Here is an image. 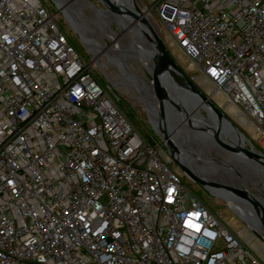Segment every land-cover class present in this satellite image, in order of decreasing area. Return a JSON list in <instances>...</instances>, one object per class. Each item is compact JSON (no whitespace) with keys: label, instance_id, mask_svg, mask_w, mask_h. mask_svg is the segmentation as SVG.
I'll use <instances>...</instances> for the list:
<instances>
[{"label":"built area","instance_id":"1","mask_svg":"<svg viewBox=\"0 0 264 264\" xmlns=\"http://www.w3.org/2000/svg\"><path fill=\"white\" fill-rule=\"evenodd\" d=\"M139 1L264 138V0ZM118 101L43 2L0 0V264H262Z\"/></svg>","mask_w":264,"mask_h":264},{"label":"bare ground","instance_id":"2","mask_svg":"<svg viewBox=\"0 0 264 264\" xmlns=\"http://www.w3.org/2000/svg\"><path fill=\"white\" fill-rule=\"evenodd\" d=\"M54 1L58 5V7L61 8L62 6H64L63 4H65L66 2L68 3V1H71V0H54ZM113 1H114V4H115V2H118V5L121 8H129V9H132L133 11L136 10V8L134 6V0H113ZM92 5H94V4H92L90 2L88 3L86 0H75V2L71 4V6L67 7L65 10H63L65 15L67 16V19L72 24L73 28L82 37L84 44L87 47H89L91 53L93 55H99L102 51H105V54H106L105 58L106 59H108V58L113 59L114 58L113 56H115V55H112V54L107 52L108 47L106 46V44L104 42V39H108V40L112 41V47L115 48L120 54H122L123 56L126 55V56L137 57L141 61V63H143L145 65L146 69H148V71L151 72V74H152L153 67H154V64H155L157 58L150 60L146 55L145 51L148 50V44H150L149 35L144 32L143 35L140 37L138 35L137 30H136L138 27L136 22H134V23L129 22V20H126V19L122 18L121 16L114 14L110 10H106V12L112 13L116 16V18L118 20L120 31L122 33H124L126 31L125 35L122 38L119 37L118 33L115 32L113 30V28L110 26V23L108 24L105 21L100 19V16L98 14V10H101V9L98 8L96 5H95L96 7H94ZM80 8H84V10L89 11L93 16H91V17L86 16L80 10ZM102 11L105 12V10H102ZM77 15H80V17L82 16L81 18H82L83 24L76 21L77 20L76 17H79ZM97 17H98V19H97L98 21L99 20H100V22L102 21L101 25L98 24L97 20L94 21V22H96L95 25L92 24L93 21L91 22V19L97 18ZM73 19H75V20H73ZM104 24L106 25L105 26L106 32L103 34L101 32V30L103 29ZM92 25L97 27V29H94V27ZM94 34L96 36H99L100 39L99 40H97V39L93 40V38L95 37ZM144 43H146V45ZM114 60H116V61L113 62V64L109 62V65L110 66L113 65L117 69L116 70V72H117V80L116 81L119 82L120 84L124 85V86L126 85L127 87L125 89L127 90V92L130 93V96L133 97L137 102H139L144 108L147 109L152 124L154 126L158 127V129L160 130L159 134L165 142L166 138H165V134L163 132L161 118H160L159 113L156 112V109H155V107H156L155 92L150 91L149 89H147L142 84V82H145L148 86L153 88L151 82H146V81L136 77V75H133L132 72L130 71V69L126 66V64H125L126 61H124V59H120L119 57H116L111 61H114ZM171 76H172L173 81H176L178 83V85L184 89L183 91H181L178 94L181 97V95H183V93H185L186 84L184 83L183 80L178 78L177 75H175L174 73H171ZM150 77H151V75H149V78ZM203 87L205 88V90L209 94L212 93V88L210 86L204 85ZM164 91H165V93H169L167 88H164ZM169 94L172 96L176 95V93L173 90ZM214 98L217 100L218 104L224 103L223 99L221 98L220 95H215ZM177 103L179 104L180 102H177ZM194 105H196V106H194ZM228 106H229V112H232L234 114L235 113L239 114L238 111L233 106H231V105H228ZM199 108L203 109L204 113L206 114V118L209 119L212 126L208 123V121H206L203 118L201 113H199V110H198ZM186 111L189 112V119H192L194 121V123L197 124L198 127H200V129L202 131L205 132L207 137L199 136L198 133L196 131H194L193 126H191L189 123H187L188 117L185 116L186 114L184 113V111H181V113L175 111L176 115H174V116L171 115L169 117V120L167 121V123H168L167 126L169 127V131H170V133L168 134V138L172 139L173 143L179 147L178 150L176 151V153L174 154L175 158L179 161H182L183 165H185L186 167H188L189 169L194 171L197 175L199 173H202V171L206 170L205 172H207V175L204 174L205 172H203V174L205 175L204 179H206L208 181H212V182L216 181L219 178L218 177L216 179L213 177V176H216L218 173L216 171V167L221 169L222 167H226L227 165H234L233 167H235V168L230 169V170H228V168H227V170L231 171V172H236V171L238 172V169H239V171L242 172V174L245 173L247 175L249 181L251 182L252 187L256 191L259 200L264 204V170L261 168L255 167V164H253V163H250L251 165H254V166H251V168H253V169L249 168L250 166L246 167L240 163H237L232 156H228L224 152L220 151L219 150L220 148L217 145L213 146L214 143L212 145L213 138H212V136H210V134H211L210 133V127H215L217 121H216L214 115L212 114V112L209 110V108H207L203 104H198V102H195V104H193L192 106H188ZM239 120H240L241 124H243V126H245V125L250 126L244 117L240 116ZM249 130H250V132H252L250 127H249ZM186 133L193 135V138L199 139L203 145L207 146V148L212 147L215 151L219 152V154L222 156L223 160L219 161L217 158L214 159V157L212 158V156L208 155L206 163L205 162H200V163L194 162V164L188 163L187 162L188 159L185 157H187L189 155H187L188 152L184 148V145H186V148L188 147V143H186L187 142ZM193 142L194 141H192V143ZM203 145H201V146H203ZM194 146H196V145H194ZM190 147H191V145H190ZM205 149H206V147H205ZM210 152H212V151H210ZM211 161H216V163H215L216 165L211 164ZM215 173H216V175H215ZM223 175H224V173H223ZM226 176H228V175L226 174ZM212 194L217 196V197L227 198V196L225 194H222V192H213ZM230 204L232 205V207L237 211V213L240 216H242L246 219L247 225L253 231H255V232L258 231V233L264 237V229L259 225L257 212H254L249 208L246 209L245 207L238 205L236 203L230 202ZM249 222L252 223L253 227H251L249 225ZM245 231L246 230H244L242 232V235L246 238L247 241L251 240L252 235L248 234V232L247 231L245 232ZM252 247L255 250H257L260 254H261V252L264 251L263 246H261L259 243H256V242L252 244Z\"/></svg>","mask_w":264,"mask_h":264},{"label":"rangeland","instance_id":"3","mask_svg":"<svg viewBox=\"0 0 264 264\" xmlns=\"http://www.w3.org/2000/svg\"><path fill=\"white\" fill-rule=\"evenodd\" d=\"M40 1L43 2V4L45 6H47V8L55 15L56 21H57L61 31L65 34V36L69 39L70 43L74 46L77 53L83 59V62L88 66L91 65L92 71L96 74L98 80L102 83V85L107 89L112 88L115 91V93L119 97V101L117 104H118L120 111L125 115V117L133 125V127L138 131V133L141 135L142 139L147 144L152 146L154 149L157 150L158 148H160L161 151L170 159V162L168 163L169 169H171L172 171H174L175 173H177L180 176L183 184L185 186H187L191 191H193L196 194V196L203 202V204L209 209V211L221 221L222 224L227 225V223L230 220H233L232 225L235 227L236 231H241L243 228L247 227L249 229V231L247 230V232H248V234L251 235L252 232L250 231L251 230L250 227L246 223H244L234 213V211L232 209H230L221 199L214 197L209 191H207L206 189H204L200 185L191 182L184 175L183 170L168 155L167 147L165 146L164 141L159 134L160 130L158 129V127L152 125V122H151V119L149 117L147 109L144 108L139 102H137L133 97L130 96V93L127 92V90L125 89L127 87L126 85L124 86V85H122L116 81L117 80V72H116L117 69L113 65L110 66L109 62L113 64V62H115L116 60H114V61H111V60H113L116 57H119L120 59H124V61H126V63H125L126 66L130 69V71L132 72L133 75H136V77H138L139 79H142L146 82H150L149 75H151V72H149L148 69H146L145 65L143 63H141V61L137 57L126 56V55L123 56L122 54H120L115 48L112 47V41H110L108 39H104V42H105L106 46L108 47L107 52L112 54V55H115V56H113L114 58L111 59V58L107 57L108 59H106L105 58V56H106L105 51H102L99 55H93L91 53L89 47H87L81 41V37L77 33H75V31L69 25V23L67 21V16L63 12V10H65L67 7L71 6V4L75 2V0L68 1V3L66 2L65 4H63L64 6H62L61 8H58V6L54 0H40ZM86 1L88 3H89V1L91 3H93L94 5H92V6H94V7L97 6L98 8L105 10V8L101 5V3H99L96 0H86ZM134 3L138 7H141V2L139 0H134ZM144 4H146V3L144 2ZM80 10L86 16H89V17L93 16L89 11L84 10V8H80ZM102 10H98V14L100 16V19L105 21L108 24L110 23V26L113 28V30L118 33L119 37L122 38L125 35L126 31L124 33H122L120 31L118 20H117L116 16L112 13L106 12V10H105V12ZM77 16H79V17H76L77 18L76 21L83 24V21L81 18L82 16L81 17H80V15H77ZM97 19H98V17L91 19V22L93 21L92 22L93 25H95L96 22H94V21ZM73 20H75V19H73ZM97 22L100 25L102 24V21L100 22V20L99 21L97 20ZM105 26L106 25L104 24V27L101 30V32L103 34L106 32ZM93 27H94V29H97V27H95V26H93ZM152 27L155 31H157V29L155 28L154 25H152ZM94 36L95 37L93 38V40H96V39L99 40L100 39L99 36H96L95 34H94ZM162 38H163L164 44L166 46V50L168 51L170 56L174 59L175 63L179 66V68L184 72V74L187 77H189L190 79H193L195 76H197V72L189 69V65H188L189 62H188L187 58L184 57L180 53L179 49L172 43V41L169 39V37L165 33L162 35ZM144 44L146 45V43H144ZM142 84L147 89H149L150 91H154L153 88L148 86L145 82H142ZM214 96L210 95L211 100L214 101L216 104H218V102L214 98ZM218 105L220 106V109L222 111H224L226 117L245 135L246 139L249 141V142L246 141V145L251 144L255 150L261 151L262 153H264V138L258 134H256L253 137L252 132H250V130H249L250 126H248V125L243 126V124H241L239 117L242 115L240 113L234 114L232 112H229V106L226 103L218 104ZM238 108L242 109V107L239 105H238ZM198 110H199V113H201V115L203 116V118L206 121H208V123L211 125V122L209 121L208 118H206V114L204 113L203 109L199 108ZM187 113H188L187 123H189L191 126H193L194 131H196L199 136L207 137L205 132L202 131L200 129V127H198V125L195 124L192 119H189V112H187ZM187 113H185V114H187ZM187 134L188 133H186V140H187L186 143H188V147L186 148V145H184V148L188 152L187 155L190 156V157L189 156L185 157L188 159V161H187L188 163H193V164H194V162L195 163H200V162L206 163L208 155L212 156V158L214 157V159L217 158L219 161L223 160L222 156L219 154V152L215 151L212 147L207 148V146L203 145L199 139L193 138V135H190V134L187 135ZM192 141H194L195 143L194 142L192 143ZM190 145H191V147H190ZM194 145H196V146H194ZM201 145H203V146H201ZM205 147H206V149H205ZM177 148H179V147L177 146ZM209 150L212 152H210ZM215 163H216V161H211V164L214 165ZM233 166L234 165H227L226 167H222L221 169L216 167V171L218 172L217 173L218 176L215 173L216 176H213V177L216 179L218 177L219 178L214 182L219 183V184H225V185L228 184L229 186L230 185L231 186L236 185L237 187H245V189L247 191L251 192L254 196H256L257 193L254 190V188L252 187L251 182L249 181V179L245 173L242 174V172H240L239 169H238V172L237 171L236 172L228 171L230 169L235 168ZM227 168H228V170H227ZM262 169L264 170V168H262ZM205 171L206 170L202 171V173H199V172L198 173L200 174V176L205 177L204 174L207 175V172H205ZM203 172H205V173L203 174ZM223 173H224V175H223ZM226 174L228 176H226ZM221 214H223V217H221ZM249 225L251 227H253L252 223H250V222H249ZM257 233H258V231H257ZM257 240H259V239H257ZM254 241H255V239H251L250 243H253ZM256 243H259L264 248V245L260 240ZM260 255H264V251L261 252ZM256 256L258 257L257 254H256ZM259 259L262 262V264H264V260L260 257H259Z\"/></svg>","mask_w":264,"mask_h":264},{"label":"water","instance_id":"4","mask_svg":"<svg viewBox=\"0 0 264 264\" xmlns=\"http://www.w3.org/2000/svg\"><path fill=\"white\" fill-rule=\"evenodd\" d=\"M96 1L101 3L105 10H110L114 14L129 20V22H136L138 26L136 30L140 37L144 32L150 37L149 42L151 45L148 44V50L145 52L150 60L157 58L150 77V82L155 92V109L161 118L163 132L166 138L164 144L167 147L168 155L183 170L184 175L191 182L200 185L211 194L213 192H222V194H225L227 198L214 196L221 199L244 223L247 224L246 219L237 213L230 202L257 212L259 225L264 229V204L259 200L257 195L254 196L251 192L247 191L245 187L229 186L208 181L204 179V177L200 176V174L197 175L194 171L183 165L182 161H179L175 158L174 154L178 148L173 143L172 139L168 138L170 131L169 127L167 126V121L171 115H176V112L181 113V111H184V113H187V107L192 106L195 104V102H198V104H203L209 108L217 121L215 127H210V136H212L214 143V145L212 143L213 146L217 145L220 148V151L224 152L228 156H232L237 163H240L246 167L250 166L249 168L254 166L250 163L255 164V167L261 169L264 168V153L255 150L251 144L246 145V141L248 140L246 139L245 135L226 117L224 111L220 109L219 105L212 101L210 95H207L196 84V82L184 74V72L179 68L174 59L166 50L164 41L156 33L152 25L145 18L141 9L135 3L134 6L136 10L133 11L129 8H121L118 5V2H115L114 4L113 0ZM67 21L75 33H77L70 21L68 19ZM81 41L84 43L82 37ZM171 73L177 75V77L183 80L186 84L185 93H183L181 97L178 94L184 89L180 87L176 81H173ZM164 88H167L169 93L173 90L176 95L172 96L169 93H165ZM177 102L180 103L178 104ZM185 116H188V113ZM253 233L264 244V237L255 231H253Z\"/></svg>","mask_w":264,"mask_h":264},{"label":"crops","instance_id":"5","mask_svg":"<svg viewBox=\"0 0 264 264\" xmlns=\"http://www.w3.org/2000/svg\"><path fill=\"white\" fill-rule=\"evenodd\" d=\"M199 82H201V81H199ZM197 84V83H196ZM207 95H209L207 92H205ZM214 96V95H213ZM218 105V104H217ZM220 107V106H219Z\"/></svg>","mask_w":264,"mask_h":264}]
</instances>
